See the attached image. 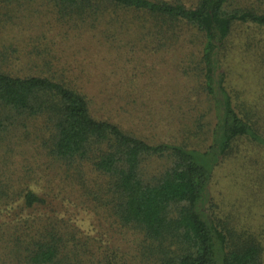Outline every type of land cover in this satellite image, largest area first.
Masks as SVG:
<instances>
[{
    "label": "trees",
    "instance_id": "16d2710c",
    "mask_svg": "<svg viewBox=\"0 0 264 264\" xmlns=\"http://www.w3.org/2000/svg\"><path fill=\"white\" fill-rule=\"evenodd\" d=\"M31 1L0 0V28L6 22L20 23L24 14L19 11ZM45 1L53 5L57 18L66 17L83 26L98 24L111 13L110 22L122 27L127 20L121 23L119 17L131 12L135 17L130 21L139 38L152 36L160 49L178 40L185 28L194 30L201 44L196 75L213 101L217 118L213 142L204 152L183 143L150 142L112 120L97 118L88 95L65 81L20 75L2 67L0 135L21 127L30 131V124L41 120L43 132L49 134L41 145L48 154L75 171L87 194L122 228L143 236L142 257L132 264H264L263 243L237 229L208 197L214 169L239 140L248 138L264 147V104L259 107L235 94L227 69L235 47L232 37L245 31L238 45L253 54L257 70L264 74V10L241 5L239 0H195L190 5L185 0ZM4 56L0 51L1 59ZM5 144L13 150V143ZM152 157L166 162L150 175L145 163ZM86 164L99 177L93 187L87 186L82 174ZM2 176L0 171V198L8 197V192L14 198ZM14 200L34 209L46 198L26 187ZM59 224L49 222L27 239L18 237L10 251L13 262L120 264L117 253L97 259L86 242H80L71 231H62Z\"/></svg>",
    "mask_w": 264,
    "mask_h": 264
},
{
    "label": "rangeland",
    "instance_id": "374dc122",
    "mask_svg": "<svg viewBox=\"0 0 264 264\" xmlns=\"http://www.w3.org/2000/svg\"><path fill=\"white\" fill-rule=\"evenodd\" d=\"M185 1L190 5L195 0ZM239 3L264 10V0ZM20 10L24 14L20 23L6 22L0 28V51L5 53L0 67L20 75L65 81L88 95L97 118L112 120L150 142L183 143L202 152L212 144L217 118L213 101L196 75L201 44L194 30L185 28L178 40L160 49L152 36L139 38L131 12L119 17L121 23L127 20L121 27L119 22H110L111 13L97 25L57 18L53 5L45 0L26 2ZM236 33L228 82L241 99L262 107L264 74L257 70L253 54L238 45L245 31L238 37ZM41 126L38 120L30 124L29 132L21 127L0 135L5 139H0L2 180L15 193L14 198L9 192L0 198V264H17L10 255L17 238L27 239L49 222H59L62 231L77 234L97 259L109 253H117L120 264L140 259L141 233L122 228L87 194L77 173L48 154L41 144L49 134ZM3 141L13 143V150ZM165 162L164 158H149L147 174L156 173ZM96 173L91 165L83 166L88 187L98 180ZM26 187L46 200L34 209L23 207L22 200L14 199ZM208 197L237 229L264 245V147L248 138L239 140L214 169Z\"/></svg>",
    "mask_w": 264,
    "mask_h": 264
}]
</instances>
